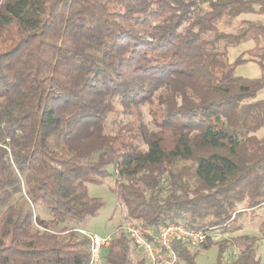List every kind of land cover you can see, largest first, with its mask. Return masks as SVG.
I'll return each instance as SVG.
<instances>
[{
    "label": "trees",
    "instance_id": "16d2710c",
    "mask_svg": "<svg viewBox=\"0 0 264 264\" xmlns=\"http://www.w3.org/2000/svg\"><path fill=\"white\" fill-rule=\"evenodd\" d=\"M203 5L0 0V264H87L88 240L55 229L97 216L104 204L86 185L101 184L108 168L127 220L202 230L199 249L214 232H239L238 219L264 206V137L254 135L264 126V25L219 30L241 15L264 16V0ZM248 41L253 47L229 63L228 49ZM248 62L259 78L235 76ZM143 105L154 131L137 113L106 133L118 107L128 114ZM182 162L192 170L183 174ZM244 240L230 262L223 240L215 264H259L256 239ZM133 248L113 235L103 264H131ZM173 248L177 264H197L190 248Z\"/></svg>",
    "mask_w": 264,
    "mask_h": 264
},
{
    "label": "rangeland",
    "instance_id": "374dc122",
    "mask_svg": "<svg viewBox=\"0 0 264 264\" xmlns=\"http://www.w3.org/2000/svg\"><path fill=\"white\" fill-rule=\"evenodd\" d=\"M198 1H200V6L205 7L203 5V1L206 0H197V2ZM242 22H252L264 25V16L254 14L241 15L233 21L232 25L228 27L219 26V30L225 34L234 33L242 26ZM253 45L254 44L251 43V41H248L246 43L240 44L237 47L229 48L227 55L228 62L232 63L240 53L251 49ZM234 74L236 77L255 79L260 77L261 71L254 62H248L244 65L237 66L235 68ZM258 98L264 99V92L261 93ZM117 111V114L110 115L106 121L105 129L108 135L113 136L122 125H132L137 113L140 114L141 119L149 132L155 130V128L150 124L148 106H140L139 111H134L128 114L120 113L121 110L119 107L117 108ZM254 135L259 139L264 137V126L254 133ZM139 147L141 149H146L141 144ZM180 165L182 167L181 172L183 174L192 170L190 164L187 162H182ZM108 169L111 173V176L105 178L101 184L86 185L89 196L91 198H97L101 200L104 204V206L99 210L97 216L88 219L82 227L73 224L58 225L56 226L57 228L55 229V232L60 233L63 237H67L69 235L70 229H74L76 231L78 228L84 229L88 233L95 234L101 238H105L110 235L118 236L119 234H122L123 226L128 223L138 225L137 222L126 219V211L124 207L117 201L114 194L115 177L112 175L111 168ZM161 183L166 186L167 181L164 177L161 179ZM191 186H193V182H191ZM165 194L166 191L160 193L158 195V199L160 200L164 198ZM146 196H148V193H146ZM239 208H241V206H239ZM33 211L34 215L40 219H50L44 208L41 206H34ZM238 223L241 225L242 230L234 234H220L218 232L212 233V245H210L208 250L201 248L199 249V247L190 249L191 252L196 253V263L215 264L218 248L223 240H229L231 244L228 261H233L238 256L240 251L245 247V237H254L256 239L257 245L256 258L258 259L259 264H264V236L261 233V227L264 223V206L258 209L254 216H252L250 213L243 214L238 219ZM104 253L105 252H102L101 257L104 256ZM140 258H143L141 253L133 248L130 256V263L135 264Z\"/></svg>",
    "mask_w": 264,
    "mask_h": 264
},
{
    "label": "built area",
    "instance_id": "2783aa9c",
    "mask_svg": "<svg viewBox=\"0 0 264 264\" xmlns=\"http://www.w3.org/2000/svg\"><path fill=\"white\" fill-rule=\"evenodd\" d=\"M76 232L88 240L87 264H103L101 254L109 246L112 236L101 238L84 229H77ZM122 234L141 253L146 264H177L174 244L194 249L204 244L208 237L202 230L189 229L173 223L158 228L128 223L123 226Z\"/></svg>",
    "mask_w": 264,
    "mask_h": 264
},
{
    "label": "crops",
    "instance_id": "0c3cea01",
    "mask_svg": "<svg viewBox=\"0 0 264 264\" xmlns=\"http://www.w3.org/2000/svg\"><path fill=\"white\" fill-rule=\"evenodd\" d=\"M252 43V42H251Z\"/></svg>",
    "mask_w": 264,
    "mask_h": 264
}]
</instances>
